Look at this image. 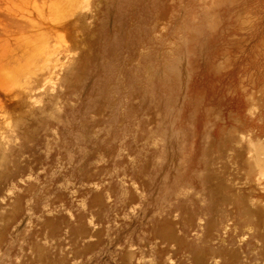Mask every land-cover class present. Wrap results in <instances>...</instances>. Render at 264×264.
<instances>
[{
    "label": "rangeland",
    "instance_id": "obj_1",
    "mask_svg": "<svg viewBox=\"0 0 264 264\" xmlns=\"http://www.w3.org/2000/svg\"><path fill=\"white\" fill-rule=\"evenodd\" d=\"M0 264H264V0H0Z\"/></svg>",
    "mask_w": 264,
    "mask_h": 264
},
{
    "label": "bare ground",
    "instance_id": "obj_2",
    "mask_svg": "<svg viewBox=\"0 0 264 264\" xmlns=\"http://www.w3.org/2000/svg\"><path fill=\"white\" fill-rule=\"evenodd\" d=\"M46 50H47V49H46ZM42 52H43V51H42ZM39 53H40V52H39ZM42 56H43V55H42ZM46 58H47V57H46ZM34 62H35V61H34ZM253 202H254V201H253ZM247 224H248V223L246 222V226H247V227H246V228H247L246 230H247V231H250L252 228H251L250 225L248 226Z\"/></svg>",
    "mask_w": 264,
    "mask_h": 264
}]
</instances>
